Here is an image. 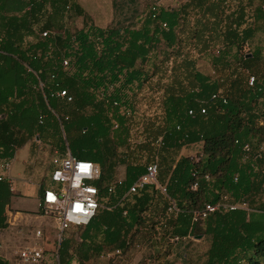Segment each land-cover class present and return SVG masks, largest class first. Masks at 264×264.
Returning a JSON list of instances; mask_svg holds the SVG:
<instances>
[{"label":"trees","instance_id":"obj_1","mask_svg":"<svg viewBox=\"0 0 264 264\" xmlns=\"http://www.w3.org/2000/svg\"><path fill=\"white\" fill-rule=\"evenodd\" d=\"M258 1L183 0L142 14L132 7L122 23L99 27L76 0H0V166L27 142L42 144L50 156L69 152L99 167L94 186L101 204L112 207L85 227L73 226L80 231L75 255L64 237L58 264H84L117 250L123 257L141 244L160 246L152 252L158 264H176L184 256L172 259L174 248L197 237L207 246L199 264H264V45L243 53L264 34V0ZM71 16L84 20L80 29H68ZM184 50L188 59L194 53L210 58L216 78L189 67L187 59L178 62ZM166 64L168 82H154L161 114L142 125L153 137L141 156L143 144L136 151L129 146L131 118ZM60 91L66 97H58ZM194 145L201 149L197 161L169 164L162 156ZM150 163L157 164L166 194L149 186L126 196ZM119 165L125 166L120 185ZM194 183L198 188L191 190ZM12 197L3 178L0 232L9 226ZM224 198L249 211L197 217ZM0 264L7 262L0 258Z\"/></svg>","mask_w":264,"mask_h":264},{"label":"rangeland","instance_id":"obj_2","mask_svg":"<svg viewBox=\"0 0 264 264\" xmlns=\"http://www.w3.org/2000/svg\"><path fill=\"white\" fill-rule=\"evenodd\" d=\"M82 6L85 11V14L90 22L99 26L106 27L111 26L115 27L119 23H122L125 18L129 15V11L127 8H137L139 13H147L148 9L151 6H156L158 8H171L179 5L183 0H76ZM131 2L136 3V7L131 4ZM255 3L258 4L259 1L255 0ZM84 20L75 18L71 16L67 19V27L70 31L78 30L82 27ZM264 45V34H258L252 42L245 47L243 53L252 52L256 48H262ZM187 52L183 51V58L177 59L178 62L181 60H188L189 67H194L198 72L205 76H211L216 78V73L210 66V58L206 55L196 54L191 55L190 59L186 57ZM162 58L160 57L159 60ZM169 64V63H168ZM168 64L165 66V71H160L157 77L153 79L151 82L150 90H145L142 92V96L139 97L137 111L131 118V139H130V148L135 150L134 147H138L139 144H143L141 149L137 148L139 154L141 156H145L147 152L150 151V146L147 144L146 138L152 139L153 134L149 132L143 131L142 125H145L147 122L151 123V120L156 121V118H159L160 111L157 106V93H155V85L154 82H160V85L166 84L168 82ZM237 74V72H235ZM227 75V72L225 73ZM244 74H241V77L244 79ZM156 94V95H155ZM142 98V100H140ZM148 131V130H147ZM150 134L149 137H147ZM145 141V143H144ZM31 145V155L28 156V148L26 151L17 150L14 156V164L10 167V172L14 175L16 179V191L13 192L12 206L20 207L21 209H27V191L23 192L22 187H25L27 190V186H30L31 182H36L39 178L48 177L47 166H49L50 154L48 153V149L40 145ZM124 152L123 149L118 150V154L121 155ZM141 152V153H140ZM167 160L169 164H171L175 159L179 158H190L191 160L197 161L201 157V149L200 145H194L191 147H186L177 151L175 153L165 152L162 154ZM161 156V158H162ZM139 160V159H136ZM46 169V170H45ZM124 165H119L115 169V178L117 180H121L124 177ZM8 172V173H10ZM45 174H47L45 176ZM30 175V176H29ZM157 181L159 179L157 178ZM45 185L43 189L50 187L49 179L45 180ZM49 182V184H48ZM19 197L24 199H18ZM103 208H106L105 205H102ZM102 211L98 210V214ZM14 211L9 209L7 213V219H11V214ZM42 234L46 239V247H49V252L47 254V260L45 264H58L55 258V251L58 249L59 243L63 240L64 237L69 238L72 241V256L75 255V250L77 244L79 243V233L80 231L74 227H71L66 233H64L61 238H59L60 234L56 231L55 226L48 228L45 230L42 228ZM20 230V229H19ZM18 229L9 228L8 230L0 232V253L2 255H6L10 252L12 248L15 246H27V228L23 229L25 231V235L21 236L18 234ZM160 246H147L141 244L140 247L133 249L131 252L127 253L125 256L117 260L120 264H158L160 260L157 261L156 255L152 252H157ZM206 241H201L199 243H191L190 250L192 251V255L190 257L189 264H199L200 258L206 250ZM50 255V256H49ZM78 258V256H76ZM74 259V258H73ZM156 259V260H155ZM81 264H83L81 262ZM84 264H110L106 259L105 255H93L90 261ZM177 264H180L177 262Z\"/></svg>","mask_w":264,"mask_h":264},{"label":"built area","instance_id":"obj_3","mask_svg":"<svg viewBox=\"0 0 264 264\" xmlns=\"http://www.w3.org/2000/svg\"><path fill=\"white\" fill-rule=\"evenodd\" d=\"M47 33H43L42 37H45ZM62 66L68 67V61L64 60ZM254 85V78H248V86ZM60 98L66 97L65 91H60L57 95ZM212 99H217L214 95ZM222 103L225 104V100L222 99ZM201 114H205V109L202 108ZM192 114L191 112L189 113ZM264 123V121H263ZM262 124V122L260 123ZM264 150V147L260 149V152ZM244 154L251 153V147L244 145L242 148ZM49 182L50 187L43 190L39 207L42 210V214L45 217L52 219L59 238L64 232L71 227H85L95 217L98 210L103 208L98 189L94 186V183L98 181L100 177L99 167L88 161H80L73 158L69 152L65 154H59L55 151L49 160ZM3 174L10 170V163H4L0 166ZM0 177V180L6 178L9 188L12 192L15 191V182L13 179L7 178L5 175ZM158 166L156 163H150L145 168V173L139 177L127 190V195L136 194L137 192L144 190L146 187L155 186L159 189L161 194H166V189L163 186L158 185ZM123 179L117 180L118 185L121 184ZM236 180V179H235ZM198 188L197 183L191 186V190ZM113 187L111 186L109 192ZM261 192L264 195V183L261 187ZM242 209L249 211L245 204H229L226 199H222L215 205H205L202 212L199 214V218L205 219L207 216L213 213H225L228 211H235ZM174 210L172 204L168 211ZM194 220H197L195 218ZM264 226V225H263ZM18 234L25 235L24 230H19ZM32 241L27 246H15L10 250L7 255L0 253V258L5 260L7 264H43L45 260V251L42 246L43 234L40 230L27 231V241ZM177 239H175L176 241ZM121 253L119 250L106 256L108 260L113 259L112 262H116V259H120ZM58 262V257L55 255ZM115 259V260H114Z\"/></svg>","mask_w":264,"mask_h":264},{"label":"crops","instance_id":"obj_4","mask_svg":"<svg viewBox=\"0 0 264 264\" xmlns=\"http://www.w3.org/2000/svg\"><path fill=\"white\" fill-rule=\"evenodd\" d=\"M30 147H31L30 143L27 142L25 145H23L18 150H22V151L25 150L26 151V149L28 148V156H30L31 155ZM14 161L15 160L13 157V159L10 161V167L15 163ZM46 169L48 171V176H49V171H50L49 166H47ZM8 172H10V170ZM8 172L3 174V175H5L7 178L14 180L15 191H16V179L11 172L10 173H8ZM46 175L47 174H45V176ZM46 179L48 180L49 177H46L45 180ZM45 180L42 177V178H39L36 182H31L30 186L29 185L27 186V190L25 189V187H22V191L23 192L27 191V195H28L27 196V209H25V208L21 209L20 207L18 208L16 206L15 207L12 206L11 205L12 200H11L10 209L12 211H14V213L11 214V219H7L9 226L6 230H8L9 228L12 227V228H15L18 230L19 229L23 230V229L27 228V231H35V230L42 231L41 227L44 228L45 230H47L48 228L54 227V222L52 221V219L45 217L42 214V212L41 213L39 212L40 198L42 195V191L44 190L43 186L45 185V182H44ZM48 184H49V182H48ZM18 199H24V198L19 197ZM101 209H103V208H101ZM105 209L108 211H111L112 207H106ZM44 237L45 236L43 235L42 246H43L44 251H45V260H44L43 264H45V261L47 260V257H46L47 254L46 253L49 252V247H46L47 243H46V239ZM28 242H29V244H31L32 243L31 239L27 241V244H28ZM192 242L199 243L201 241L197 240V239L187 238L182 246L174 248V251L172 254V259L180 261L181 260L180 256L183 253L184 259L182 261H180L179 263L180 264H189L190 263V257L192 255V251L190 250ZM57 251H58V249L55 251V255H57ZM109 254H111V253H109ZM109 254H107L106 256H108ZM201 259H202V256H201L200 260ZM117 260H119V259H116V262L115 263L112 262L111 264H120Z\"/></svg>","mask_w":264,"mask_h":264},{"label":"water","instance_id":"obj_5","mask_svg":"<svg viewBox=\"0 0 264 264\" xmlns=\"http://www.w3.org/2000/svg\"><path fill=\"white\" fill-rule=\"evenodd\" d=\"M6 212L8 213V208L6 209ZM196 239H197V240H200L201 237H197Z\"/></svg>","mask_w":264,"mask_h":264}]
</instances>
